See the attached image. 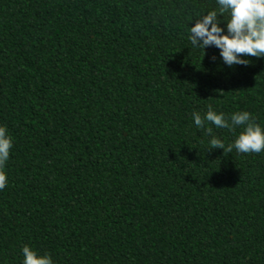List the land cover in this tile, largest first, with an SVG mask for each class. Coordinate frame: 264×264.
I'll use <instances>...</instances> for the list:
<instances>
[{
  "label": "trees",
  "instance_id": "16d2710c",
  "mask_svg": "<svg viewBox=\"0 0 264 264\" xmlns=\"http://www.w3.org/2000/svg\"><path fill=\"white\" fill-rule=\"evenodd\" d=\"M214 7L0 0V264L25 244L53 264H264V151L208 149L191 119L264 128V58L229 68L187 40Z\"/></svg>",
  "mask_w": 264,
  "mask_h": 264
},
{
  "label": "clouds",
  "instance_id": "9594fccd",
  "mask_svg": "<svg viewBox=\"0 0 264 264\" xmlns=\"http://www.w3.org/2000/svg\"><path fill=\"white\" fill-rule=\"evenodd\" d=\"M192 20V26L187 27V40L193 48L202 50V58L207 47L217 49L220 61L229 68L247 66L248 57L264 58V0H215L214 8L189 21ZM216 59V55L209 57L210 61ZM191 119L197 129L202 128L209 136L208 149L245 154L264 151V128L247 110L225 114L208 106L203 115L193 111ZM209 123L230 134L235 132V135L226 144L224 139L212 134ZM11 147L12 139L7 129L0 125V190L8 183L4 164L9 159ZM20 253L21 264H53L48 252L40 253L27 244L20 248Z\"/></svg>",
  "mask_w": 264,
  "mask_h": 264
}]
</instances>
